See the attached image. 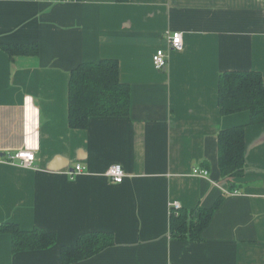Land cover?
Here are the masks:
<instances>
[{
  "label": "crops",
  "instance_id": "obj_1",
  "mask_svg": "<svg viewBox=\"0 0 264 264\" xmlns=\"http://www.w3.org/2000/svg\"><path fill=\"white\" fill-rule=\"evenodd\" d=\"M176 32L183 50L155 70ZM32 43L37 56L0 48V155L35 154L29 168L0 163V223L56 243L13 253L2 234L0 264H59L60 248L104 232L113 245L76 264H264V124L245 129L242 177L220 179L217 148L220 130L248 123L221 115L219 75L258 71L264 83V0H0V45ZM102 59L119 64L129 114L70 129V72ZM114 164L120 184L106 175ZM203 164L208 176L194 175ZM220 196L200 242L171 238L172 203L209 208Z\"/></svg>",
  "mask_w": 264,
  "mask_h": 264
},
{
  "label": "trees",
  "instance_id": "obj_2",
  "mask_svg": "<svg viewBox=\"0 0 264 264\" xmlns=\"http://www.w3.org/2000/svg\"><path fill=\"white\" fill-rule=\"evenodd\" d=\"M126 1V0H118ZM0 48L11 59L15 56H37V43L29 45L1 44ZM217 103L221 115L246 112L248 123L217 134L218 172L221 180L243 176L245 169V129L264 124V83L258 71L232 70L218 77ZM130 111V89L119 79L117 60L102 59L83 62L71 72L68 82V126L83 130L91 118L127 117ZM7 153L3 154L6 155ZM208 171V164L195 167ZM209 174V171H208ZM230 189L233 193L237 190ZM231 195V194H229ZM223 202L219 197L209 208L197 206L177 211L170 209L169 234L171 238L198 243L214 212ZM9 235L13 253L45 250L56 243V236L41 228L22 230L17 224L0 223V235ZM113 245L110 233L81 234L74 245L60 248L59 264H76L89 259Z\"/></svg>",
  "mask_w": 264,
  "mask_h": 264
},
{
  "label": "built area",
  "instance_id": "obj_3",
  "mask_svg": "<svg viewBox=\"0 0 264 264\" xmlns=\"http://www.w3.org/2000/svg\"><path fill=\"white\" fill-rule=\"evenodd\" d=\"M183 40L181 33H172L166 35V49H158L152 55V66L157 71H163L166 69L167 66V57L168 52H181L183 50ZM35 159V154L32 151L28 150H18L16 152L7 153L6 155H0V163H18L23 168H29L32 166ZM82 172V167L77 165L73 172L70 175L80 174ZM194 175H199L203 177L208 176V171L204 169H197L194 168L192 170ZM107 177L110 181L114 182L115 184L122 183L125 174L122 167L118 164H114L110 166L106 172ZM228 194L236 195L237 192L229 193ZM181 208L178 203H172L170 209L177 211Z\"/></svg>",
  "mask_w": 264,
  "mask_h": 264
}]
</instances>
